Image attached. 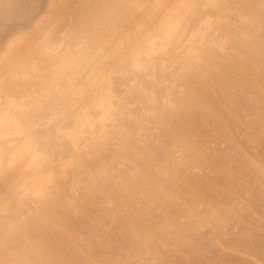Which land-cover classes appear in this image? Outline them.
I'll use <instances>...</instances> for the list:
<instances>
[{"label": "bare ground", "instance_id": "6f19581e", "mask_svg": "<svg viewBox=\"0 0 264 264\" xmlns=\"http://www.w3.org/2000/svg\"><path fill=\"white\" fill-rule=\"evenodd\" d=\"M130 1L131 0H0V49L1 47L5 48V50L4 48L1 49V51L4 50V52L3 54L1 53L2 57H0L6 59V62L8 63V68H6L4 71L5 73L1 77H3L2 81H4L6 89L16 93L24 90L26 84L23 81V74L25 73L21 74L22 70L19 71L18 69H20V67L14 64V62L17 60L22 61L26 56L30 59H39L41 54L40 49L42 47L43 49L44 47L47 48L50 43L55 41L57 34L63 31L62 29L59 32L62 28L60 27L62 23L59 21H57L52 27L45 28V24H49L51 19H54L53 21L56 20V17L53 15H55L57 11L68 13L72 10L74 5L77 4L80 7L79 11L71 17V20L67 21L63 26L66 28L65 34L67 33L71 36L69 43L65 46L66 49L64 48L66 51L59 50L61 53H55L58 51L56 49L57 51L54 52V55L50 54L51 56H47V58L50 56V59L43 61L38 66L39 71L37 72L39 78L50 83L56 81L62 83L65 82L63 78L67 77V79L70 80L73 76L78 75L84 68V61L97 56L91 52V47L103 48L111 45L114 49H117L122 45V41L123 44H125L124 37L126 36V33H122L121 28L124 27L126 19L121 17L125 14L129 15L130 11L131 13L134 11L132 6H130ZM164 1L165 3H162ZM176 3L177 0H162L159 7L162 4H165L167 5V10L171 11ZM45 4L49 7V10L46 13L41 12ZM178 7L181 8L182 6ZM206 11H216L220 15V18H224V24L222 23L223 25L217 29L220 36L214 37L211 33L212 37H207L208 39H204L205 41H199V44L197 42L196 47L193 45L188 46L187 44L189 47L188 52L186 55L185 52L182 54L186 56L185 62L182 61L180 64V60L178 59L179 63L177 60L174 62V58L172 59L173 63L170 64V66H165L167 64V61H165V63L163 62L164 64H162L164 66L159 70L158 75L160 76L166 75L167 71L169 73L176 72V75L174 74V86L177 85L178 88H183V92L180 91L181 89L179 88L180 93L179 95H176L178 94V91L174 90V88H172L173 90L170 89L171 91L168 90V88L174 86L167 88V85L164 84L165 87L163 86V90L160 88L161 86H159V88L166 93L164 94L166 102H162L164 98L161 101L158 100L160 101L158 102L156 98L151 99V97H149L148 99H151L152 104L151 101L147 102L150 103L147 105L151 107L148 113L145 112L144 115L140 114L142 116L138 115L140 117L136 116L138 118L132 120H125L123 118L124 116L122 117L123 119H115L117 121H114L116 124L114 122L111 123L109 129H111L114 124L113 128L110 131L109 129L108 131H103L104 133H102L99 140V146L93 150L92 153L88 152V154L86 153L84 156L83 154L80 155L79 167L84 168L82 176L85 175L83 178L85 177L86 182H83V179V181H81L82 184H79L82 179L77 181L80 176L77 177V175H74L75 178L77 177V182H74L73 185H75V189H78L81 193L80 197H76L81 201L82 206H73L75 202L73 201V204L70 200H74L75 197L67 200L68 198L65 197L66 193L64 188L66 184L62 185L56 181V185L49 187V175L48 177H44L43 187L40 189H33V193L37 197L43 198L45 196V198L44 200L41 199L42 201L40 200L39 204H37L38 207L35 208L37 209L36 212H33V215H30V218L28 217L29 219H27V217L24 219L26 221H24L26 224L25 228L19 229V225H12L10 228H7L6 225H4V222H0V231L6 230L7 232L5 239L0 243V264H120L117 263V261L105 258V256L108 255L100 256L99 253H96L97 250L93 248L96 246L91 245L93 242H89L91 238L95 239L98 238L97 235H101L97 234V232L93 234V232H95L91 229L93 227V221H97L95 227H98L99 231L102 232L101 239L103 244L109 243L111 239L114 240V233L118 231L116 234H119L121 228H123L124 233L122 232V234L124 236H122L123 239L125 238L124 241H126L123 242L128 243L129 246L130 244H134L136 247L147 249L150 245H153V243L158 242L159 240L157 241L156 239L159 237L172 243V245L177 248L188 245L189 241H186V236L183 235V233L185 234V232L188 231L189 233H192L195 228L208 222L217 223V220H222L223 215L225 216L227 214V211H225L226 208L223 211L218 204L208 199V196H206L200 189H192L189 187L190 189L187 190L184 181L176 176L177 169L175 170V167L178 165H173L175 170L174 173L172 170L173 167L171 166V169H169L167 166L170 164L165 166L164 163H167L165 160L175 161V159H177L176 156L174 158V151L171 152L170 147L171 145L173 146V144L175 145V143H178L184 151V154H181L183 157L180 156L179 159L182 158L180 160L178 159L179 163H182L187 156L194 157L193 159L196 161L198 160V162L200 161L202 164L204 163L205 172L210 174L214 173L216 177L220 176V179L222 178L223 181L224 179L227 181H224V184H226L219 189V192L226 195V197H228L227 199H229L232 190L229 189L230 187H228L227 184H230L229 181L231 180L232 175H228L225 171L223 172V170L221 171V169L213 165V159H211V157L213 158L214 154L211 156V152L209 151L211 149H208L205 145L202 146L203 142H201V144L198 142V136L200 133H198L199 135H196V132H191L189 131L191 129H186L194 117V119L197 120L198 118L196 116H199V118L200 116H203L205 117V120L207 118L211 120V123L217 129L216 131H218L221 138L224 137L223 139H226L225 141H228L230 144H235L232 141V135L233 131L238 126L242 127L241 125H243L248 128V132H251L249 129L257 130L254 129V126L256 128L260 127L261 131L264 130V0H202L200 5L189 4L180 12L177 11L173 17L169 18V21L165 22V19V23L162 24V20L160 22L162 25H158V35L160 34V37L165 40L162 44L163 48L166 47L167 49L168 46L173 45L181 37V31L175 22L182 23L186 21L187 17H189L187 22H189L190 19L195 21L199 18H196V16L202 15L201 13H205ZM235 17H237L238 20L235 19ZM138 22L142 26V29L145 30V16L140 17ZM142 29L140 31L141 33H136L135 39L133 38V43H135V47H147L146 51H151L157 46H155L154 41L151 40L152 38L148 39L147 37L142 36ZM107 32L111 34V39L115 38V45L110 42L107 44L101 42ZM72 33L75 35H72ZM151 33L154 35L153 31ZM36 34L38 35L36 36ZM14 36L16 37L9 41ZM191 40L193 41V39ZM170 43L172 44L170 45ZM195 43L193 44L195 45ZM53 44L55 45L53 42L51 47H56L53 46ZM74 45H78L79 48L75 50H67L68 46L73 48ZM58 47L61 46L59 45ZM41 59L44 60V58H40V61ZM139 59L140 58L137 54H134L128 63H130V66L135 70H139L141 69H137ZM175 63L177 65L180 64V67L175 66ZM53 66L56 68V71L47 72L48 69ZM170 67L172 69H174L173 67L178 69L175 71V69L171 70ZM98 70L99 68L97 71ZM109 73L110 71H106V73L99 72L98 75L97 72H93V74H96L97 78L101 81H108L107 89L103 91V96L99 97V105L101 109L104 110L107 117L108 112L106 113V111H108L109 98H111V88L113 87V82L111 83L112 74ZM141 75L142 74H140V76ZM34 76H36L35 72ZM143 79L142 82L141 80L138 82L141 91L138 90L134 96L130 94V96H122L123 100H125L124 103L122 102L121 109L125 111L129 110L126 105V103L130 102V100H127L128 97L131 100L136 98L144 101V94L142 93L143 88L147 90L151 85L147 84L149 86L146 87L145 83L148 81L144 80V82ZM172 82H174V80H172ZM160 83L161 85L163 84L162 82ZM42 84H44L43 81ZM62 85L63 83L59 86ZM90 87L91 82L89 81V78H87L84 80L83 89L86 91ZM134 89L136 88L134 87ZM134 89H132V91H134ZM59 90L60 92H57V94H59L58 97L51 100L49 103L45 102L47 103L48 108L57 106L55 107V109H57L58 107L67 106L69 100L72 99V97H67L68 94H70L69 92L64 96L65 89L61 87ZM172 91H175L176 94L171 93ZM155 97L157 96L155 95ZM134 101L136 102V100ZM57 102L61 103L59 104ZM23 105L26 106L20 111L17 106L13 107L8 104L6 111H9L8 113L10 114L16 113L22 116L20 122L23 124V127H21L26 133L27 142H25L22 147L21 155L26 156L27 154L30 156L33 141L27 133L29 132L28 130L39 122V120L46 119L45 117L47 115L45 111H43L46 105L38 106L39 104H35V101H28L25 104L23 103L22 106ZM243 106H247L250 112H254L255 116H258V121L254 120L257 122H251L253 118L256 119L253 113L251 114L253 115L252 119L248 118L250 115L247 113L243 115ZM127 112L129 113V111ZM119 113H121V111ZM138 113L142 112L139 110ZM259 113L262 116H259ZM120 116L119 118H121ZM185 124L187 125L186 128H184V126H186ZM127 126H137L136 128L139 129L138 132L141 133L140 136L138 137L134 134L135 137H133L130 135L128 130L129 127L127 128ZM138 132L137 135H139ZM199 139H201V137ZM64 142L66 143V140ZM37 143L39 144V142ZM175 146L178 149L180 148L178 145ZM233 147L235 146L233 145ZM79 150L80 149H76V151ZM33 152H31L32 155ZM50 152L52 151L50 150ZM238 152L240 153L239 150ZM185 154H187L186 157H184ZM108 155L112 158L114 156L116 162H125V164L131 166L130 168L128 165L126 166L129 168H127L128 170L123 166L124 170L127 171L123 172V174L128 177L127 182L121 180L122 173L120 172V169H116L119 166L116 167L112 163L109 164L107 162L109 158ZM191 157H187V159L190 158L192 160ZM29 158L30 164L33 163V159H36L31 156ZM43 159L45 160V158ZM35 162H37L39 166L38 169L43 168L46 165V160L43 163L39 161ZM119 163H117V165ZM246 165L251 167L252 163H246ZM178 167H180V165ZM252 169L255 170V166ZM74 176L72 175L71 179H73ZM120 180L123 183L120 182ZM73 181L74 180H72V183ZM39 183H41V181ZM11 186L12 185L10 184L9 188ZM28 186L31 187L30 183ZM67 187L66 190L68 189ZM69 191L70 190L68 189V192ZM77 191H74V194ZM21 193L26 194L27 192L23 191ZM21 193L17 194L19 196L13 194L15 198L14 202L17 205L20 202L19 199L22 198ZM69 195L70 194H68L69 198L73 196L72 194V196ZM213 196L214 195L212 194V197ZM11 197L13 199V196ZM159 197L164 200L166 206L165 211L167 213L170 211H176L180 214V219L181 216L183 217L182 219L184 221L182 220L183 223L181 222L183 225L182 228H178V226L180 227V224H178L179 221H176V223L174 220H172L173 223L170 221V224L163 226L161 225V219L159 220L153 216L155 213L154 206L157 207V198ZM79 200L77 202H79ZM153 201H156L157 205H155V202ZM199 205L200 207L197 209ZM201 206H203L202 210H200ZM13 207L14 206H12V208ZM88 209L93 210L94 213H96V216H92L94 215L92 211L90 213L93 214H89ZM104 217L107 218L105 220H107L109 224H112L109 220L113 218L111 221L114 222L116 228H107V225L103 224L105 222H101L102 219L104 220ZM221 220L218 221V224H220ZM80 222L81 224H79ZM176 224H178V226ZM103 225H106L105 227L107 230ZM76 226H78L77 228L81 226V229L76 228L79 233L74 229ZM182 229L185 231L181 232ZM82 231H85V233ZM178 231L182 233V235H180ZM80 233L85 234L86 236H92L87 239L85 236L82 237ZM95 234H97L96 237ZM122 236L120 241H122ZM86 240L90 243L93 249L89 248ZM97 244L99 245V243ZM107 246H109V244H107ZM100 248L103 249L102 247ZM90 249L92 252H89ZM87 254L92 258L95 255L93 259H96L97 262L87 257ZM151 255L153 254L151 253ZM109 258L111 257L109 256Z\"/></svg>", "mask_w": 264, "mask_h": 264}, {"label": "rangeland", "instance_id": "374dc122", "mask_svg": "<svg viewBox=\"0 0 264 264\" xmlns=\"http://www.w3.org/2000/svg\"><path fill=\"white\" fill-rule=\"evenodd\" d=\"M161 1L162 0H131L130 6H132L134 11L132 13L130 11L129 15L125 14L121 17L123 19H126V22L124 23L125 24L124 27L121 28L122 33H126V36L124 37L125 44H123V41H122V45L117 49H114V47H112L111 45L105 46L103 48L102 47H91V52L97 56L92 57L88 60H85L84 68L78 75L73 76V78H71L70 80L67 79V77L63 78L65 81V82H62L64 86L63 85L59 86L62 84L61 82L56 81L58 83L57 85L56 82L50 83V82L44 81L43 79L39 78L37 71H39L38 66L40 65V63H42L45 60L50 59V56H51L50 54L54 55V52L57 50L58 51L55 53H59L60 51H66L64 50V48L66 49L65 46H67V44L69 43L71 36L68 35L67 33L65 34L66 28L63 26L64 24L67 23V21L71 20L72 16H74L79 11V8H80L79 5L77 4L74 5L72 10L68 13L57 11V13L53 15L54 17H56V20L53 21L54 19H51L49 24H45V28H48V27H52L57 21L62 23V25L60 26L62 28L59 30V32L62 29L63 31L58 33L57 38L55 39V41H53L55 43V45L53 44V46H56V47H51L53 43L52 42L49 45L50 47L47 46V48L44 47L43 49L42 47L40 49L41 54H40L39 59H36V60L33 58L30 59L28 58V56H26L22 59V61L17 60L16 62H14V64L20 67V69L18 70L19 71L22 70L21 74L25 73L23 74V81L27 86L24 84L25 88L22 92L16 93L14 91L7 90L6 86L4 85L5 84L4 81H2L3 77L1 76L5 73L4 71L6 70V68H8V63L6 62V59L1 58L2 57L1 53L3 54L5 50L4 47H1V49L4 48V50L1 51L0 49V56H1L0 57V222L1 223L4 222V225H6L7 228H10L12 225L13 226L19 225L18 226L19 229L25 228L26 221L24 219H26V217L27 219H29L30 218L29 216L30 215L32 216L33 215L32 213L36 212L37 209L35 208L38 207L37 204H39L40 200L41 199L44 200L45 198V196L43 198L42 197L40 198L34 195L33 189L35 190V189L42 188L43 179L44 177H48V175H49L50 183H51V184L50 183L48 184L49 187L56 185V181L61 183L62 185L66 184L64 188H65V193H66L65 197L68 198L67 200H70L75 197L74 200H70L71 202L73 201L75 202V204L73 202L74 204L73 206L75 205L76 207L82 206L81 201L77 198V197H80L81 193L78 189H75L76 186L73 185L74 182L76 183L80 179H82L80 180V182L83 181V179H84L83 182H86L85 177L83 178V176L85 175L82 176V172L84 171V168L79 167L80 155L83 154L84 156L86 153L88 154V152L92 153V151L95 150L99 146V140H100V137L102 136V133H104L103 131L104 130L108 131L111 123H113L116 120L123 119V118L125 120L127 119L132 120V119L138 118L144 115L145 112L148 113L150 111L151 107L147 105L150 103H147V102L151 101L152 98L154 99L156 98L157 101L158 100L161 101L165 97L164 94L166 93L162 91L163 90L162 88L163 86L165 87L164 84L167 85V88L170 86H174L175 85L174 76L176 75L175 74L176 72L169 73L168 71L166 75H163V76L158 75L159 70L164 66L162 64H164L165 61H167V64L165 66H170V64L173 63L172 59L174 58H175L174 62L178 59L180 60V64H181V62L182 61L185 62V59H186V56L182 54H184V52H185V55L187 54L189 45H193L194 47H196L197 42L199 44V41H205L207 37L208 38L212 37L211 33L212 35H214V37L220 36V33L217 29L224 24V21H223L224 18L223 17L220 18V15L216 11H210V12L206 11L205 13H201L202 15L196 16V18L197 17L199 18L196 19L195 21L194 20L192 21V19H190L189 22H187L189 19V17H187L186 21L182 23L175 22V24L179 26L178 28L181 31L182 38L180 37L179 38L180 41L178 39V41L175 42L173 45H171L172 43H170L171 46H168L167 49L166 47L163 48L162 44L165 42V40H163L160 37V34L158 35V31H159L158 25H160L161 23L164 24L165 22L169 21V18L173 17L177 13V11L180 12L182 9H184L189 4L200 5L202 0H177L175 7L171 11L167 10L168 8H167V5L165 4H162L159 7ZM162 3H165V1ZM178 6L180 7L182 6L181 7L182 9L179 8ZM42 9L43 10L41 12L46 13L49 10V7H47L45 4L44 8ZM142 16H145V30L142 29V26L138 22V19ZM165 19L166 21L164 22ZM235 19H237V17H235ZM141 29L143 30L142 36H145L148 39L152 38L151 40L154 41L155 46H157L156 48L153 47L154 48L153 50L146 51L147 47L146 48L135 47L136 45L135 43H133L135 39V35L136 33L138 34L141 33L140 32ZM152 31L154 35H152L151 33ZM37 35L38 34H36V36ZM72 35H75V34L72 33ZM16 36L12 37L9 41L13 40ZM191 39H193V41ZM101 42L105 44L110 42L111 44L115 45L114 44L115 38L111 39V34L107 32L102 38ZM193 43H195V45ZM59 45L61 47H58ZM69 46L67 47V50L68 49L75 50L79 48L78 45H74L73 48ZM183 48L185 49V51ZM134 54L135 55L137 54V56L140 58L138 61V67H137V69L141 68L139 70H135L133 67L130 66V63H128V61L134 56ZM48 55L50 56L47 58ZM40 58H44V60L41 59L40 61ZM163 59H166V60H163ZM179 65L175 63V66L177 67ZM98 68L99 70L97 71ZM173 68L175 69V71L176 69H178L176 67H173ZM174 69L171 68V70H174ZM49 71L55 72L56 68L54 66L50 67V69H48L47 72ZM94 71L97 72L98 75H99V72L106 73V71L107 72L110 71V73L112 74L111 83L113 82L112 83L113 87L111 88V94H110L111 98H109L108 111H106V113L108 112V117L106 116L104 110H102L99 105V99H100L99 97L103 96V91L107 89L108 81L107 80L101 81L99 78H97L96 74H93ZM34 72L36 73V76H34ZM150 73L151 75L152 74L153 75L151 76ZM140 74L142 75L140 76ZM87 78H89V81L91 82V87L85 91L83 89V84H84V80ZM40 79L44 82V84H42V81ZM142 79L143 81L144 80L148 81L145 83L146 87H148L149 85L151 86H149L147 90L143 88L142 93L144 94V98H143L144 101L138 100L136 98H134L133 100L129 99V97L127 98V100H130L129 103H126L129 109L127 110L129 111L128 113L127 111L121 109L122 102L124 103V100H125V99L123 100V97H124L123 95L125 96L136 95L135 93H137L138 90H140L138 82H140V80L142 82ZM171 79L174 80V82H172ZM160 82H162L163 84L161 85ZM159 86H161L160 88L162 90L159 88ZM61 87L66 90L64 96H66L68 94L67 92H69L70 94H68L67 97H72V99L69 100V103H67V106L58 107L57 109H55V107L57 106H52L51 108H48L47 103H49L51 100L58 97L59 94H57V92L58 93L60 92L59 89H61ZM134 87L136 89H134ZM52 88H54L55 90ZM172 88L178 91V94H176L175 91L171 92L176 95H179L180 91L183 92V88L179 87L181 89L180 90L177 87V85L174 87L168 88V90L170 89L173 90ZM132 89H134V91H132ZM154 93L157 97H155ZM149 97H151V99H148ZM165 98L162 100V102L165 101ZM134 100H136V102ZM28 101H35V104H39L38 106L46 105L43 111H45L47 115L45 117L46 118L45 120L44 119H42L43 121L39 120V122L40 121L41 122L40 123L38 122L37 124H35L30 130H28L29 132L27 133V135H29L30 139L33 141V147H31V152L35 151L33 152V155L30 152V156L37 159V160L33 159L32 164H30V158H29L30 156H28L27 154L26 156L21 155L22 147L24 146L25 142H27L26 133L24 132V129L22 128L23 124L20 122L21 121L20 118L22 116L16 113L10 114L8 113L9 111H6L7 110L6 107L8 104L9 106H13V107L17 106L19 110L22 111L23 108H25L26 106V105L22 106V104L23 103L25 104ZM57 103L60 104L61 102H57ZM153 103H157V102H153ZM151 104H152V101H151ZM140 108L142 109V111ZM242 108L244 111L243 115L247 113L251 116V117L248 116L249 119H252L253 115L255 116L254 112H250L247 106H243ZM118 110H120L121 113H119L120 111ZM139 110L142 113H138ZM252 113L253 115H251ZM129 115L131 116L135 115V116L131 117ZM258 115L260 116L261 114L259 113ZM119 116L121 118H119ZM196 117L198 119L196 120L194 119L195 118L194 117L192 122L190 123L191 125L189 124L186 130L191 129L189 131L196 132V135H199L198 133H200L201 136L200 135L198 136V142L200 144L201 142H203L202 146L205 145L207 146L208 149H211L209 150L211 152V156H213L212 154H214L213 158L210 156L211 159H213L212 160L213 165L221 169V171L222 170L223 172L225 171V173H227L228 175H232V178L234 180L231 178V180L229 181L230 184H227L228 187H230L229 189L232 190L231 195H229V199H227L228 197H226V195H223L222 193L219 192V189L222 186H225L226 184V183L224 184V181L225 182L227 181L225 179L223 181L222 178L220 179L219 178L220 176L216 177L214 173L210 174L208 172H205L204 163L202 164V162L200 161L198 162V160L196 161L195 159H193L194 157L192 158L191 156H187V154H185L184 157L186 156L191 157L192 160L194 161H192L190 158H188L189 159L188 160L186 157L187 160L183 159L185 161V162L183 161L184 163L182 162L183 164L179 163V160L183 157V155L181 154H184V151L182 150V148L179 146L178 143H175V145H178V147H180L179 149L174 144H173L174 147L172 145L170 147L171 152L174 151L173 152L174 158L176 156L177 159H175V161L165 160V162L167 163H164V162L163 163L165 164V166L170 164L167 167L171 169V166H172L173 167L172 170L174 171V173H175V170L177 169L176 176H178L180 180L184 181V184L187 186V190L190 188L200 189L203 193H205L206 196H208L207 197L208 199L218 204L219 207L223 209V211L226 208L225 211H227V214L225 216L223 215L222 220L219 219L221 220L220 224H218L219 220H217V223L208 222L206 224H203L204 226L203 225H200V227L198 226V228H195L194 232L192 233H189V231L187 230L188 232H185V234L183 233V235L186 236V237L184 236L186 241H189L188 245L183 246V247H177V248L174 247L172 243L166 240H163V238H159V237H157L156 239L157 241L158 240L159 241L153 243V245H150L147 249L136 247L134 244L132 245L130 244L129 246L128 243H124L126 241H124L125 238L123 239V236H124L122 234V232L124 233L123 228H121L119 234H116L118 231L114 233L113 238L115 239L114 240L111 239L109 243H107L109 244V246H107V244L102 243V239H101L102 232L99 231L98 227H95V224L97 221L96 222L93 221V227L91 228L95 231L93 232V234L97 232V234H101V235L99 236L95 234V237L97 235L99 239L95 238L96 239V242H95V239L91 238L89 242L91 241L93 242L91 243V245L96 246L93 248L99 251V252L96 251V253H99L100 256L108 255V256H105V258L117 261V263H120V264H150V263L151 264L152 263L154 264L155 263L156 264H264V130L261 131L260 127H259L260 130H259V128H256L254 126V129H257L259 131L249 129V131L251 132H248V128L244 127L243 125H241L242 127L238 126L237 128H240V129L236 128L237 130L235 129L232 135L233 137L232 141L237 145L236 146L235 144H230L228 141H225L226 139H223L224 137L221 138L218 131H216L217 129L211 123V120H209L208 118L207 119L209 121L207 119L205 120V117L203 116H200V118L199 116H196ZM255 117L256 119L253 118L251 120L252 123L254 120L258 121V116H255ZM248 118L246 119L250 121ZM257 121H254V122H257ZM113 125L111 129L113 128ZM133 126H131L132 128L127 126V128L129 127L128 130H129L130 135H132L133 137L135 136L139 137L141 134L138 132L139 129L136 128L137 126L136 127H133ZM186 127L187 125L184 126V128ZM111 129H109V131ZM137 132L139 133V135H137ZM134 134L136 135L134 136ZM200 137L201 139H199ZM65 140L67 144L64 142ZM36 141L39 142V144ZM233 145L235 147H233ZM35 149H38V150H35ZM76 149H80V150L76 151ZM50 150L52 152H50ZM238 150L242 154H240ZM235 152L236 153L238 152L237 155ZM180 156L182 157L179 159ZM108 157L109 158L107 162L109 164L112 163L116 167L119 166L115 168L117 170L120 169V172L122 173L121 180L122 181L125 180L123 182H127L128 177H126L125 174H123V172L124 171L127 172L126 170H128L131 166L129 164H125V162L124 163L116 162L115 161L116 159L114 156L112 158L110 155H108ZM43 158H45L46 160V165L43 167L45 171L43 168L38 169L39 166L37 162H35V161H39L43 163L45 161ZM76 158H78L79 160ZM245 162L247 164L252 163L251 167L254 168L255 166L256 171L253 170L249 165H246ZM117 163L119 164L117 165ZM77 165H78V168L81 170L77 168ZM127 165L129 166V168L126 167ZM173 165L174 166L180 165V167L177 166L175 167V170H174ZM123 166L125 167L126 170H124ZM45 167L46 168L49 167V168H47L46 170ZM131 171H132V168H131ZM72 175L73 176L77 175V177L80 176V178L76 181L77 177L75 178L74 176V178L72 177L73 179H71ZM72 180H74L73 183H72ZM121 180L120 182H122ZM40 181L41 183H39ZM64 182H67V183H64ZM29 183L31 187L28 186ZM10 184L12 186L9 188ZM79 184H82V182ZM230 185L232 186V188ZM80 186H84V185H80ZM66 187L70 190L69 192H68V189L66 190ZM73 190L74 191L78 190L77 192H79L80 194L77 192L74 194ZM23 191H26L27 193L22 194L21 192ZM20 193L22 194V198L19 199L20 202L17 205L14 202L15 198L13 194L17 195ZM68 194H70L69 196H72L73 194L74 195L69 198ZM212 194L214 195L213 196L214 198L212 197ZM11 196H13V199ZM78 200L79 202H77ZM153 202H155V205L158 204L157 207L154 206L155 213L153 216L158 218L159 220L161 219L162 221L161 225L166 226V224H170L172 220H174V222L179 221L178 224H180V227L178 226V224H176L178 228L183 227L182 225L184 221L182 219L183 217L181 216V219H180V214L177 213L176 211H173V212L170 211L169 213H167L165 211L166 206L162 198L160 197L157 198L158 203L156 201H153ZM12 206L14 207L12 208ZM199 207L200 205L198 206L197 209H199ZM202 207L203 206H201L200 210L203 209ZM20 210H23V211H20ZM91 211L94 213V211L91 209L89 210L88 213L92 215L93 213H90ZM92 216L95 217L96 213H94V215ZM105 219L107 218L104 217V220L102 219L101 221L102 223L104 221L105 223L103 224L107 225V226L103 225L105 229L106 227L116 228V225L114 224V222L111 221L113 218L109 220L112 224H109V222ZM106 221L108 224L106 223ZM79 224H81V222ZM177 226H174V227H177ZM77 227L78 226H76L74 229L75 231L78 232V230H76ZM84 227H88V226H84ZM79 228L81 229V226ZM183 231L185 230L182 229L181 232ZM6 233H7L6 230L0 231V235H1L0 243L1 241L5 239ZM83 233H85V231ZM80 235L82 237L85 236L87 239H89L88 237L92 236V235L86 236L85 234H81V233ZM180 235H182V233H180ZM121 236H122V241H120ZM100 240H101V243H100ZM86 242L89 248H92L90 243H88L87 240ZM97 243H99V245ZM100 247H102L103 249L105 248V249L103 250ZM90 251L91 249L89 250V252ZM151 253L154 256L151 255ZM109 256L111 258H109ZM87 257L97 262L96 259H93L95 255L92 258L91 256L87 254ZM152 260L155 262H153Z\"/></svg>", "mask_w": 264, "mask_h": 264}]
</instances>
